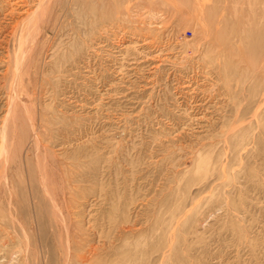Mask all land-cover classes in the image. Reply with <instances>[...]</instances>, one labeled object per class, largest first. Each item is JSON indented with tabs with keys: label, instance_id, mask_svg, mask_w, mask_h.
<instances>
[{
	"label": "rangeland",
	"instance_id": "1",
	"mask_svg": "<svg viewBox=\"0 0 264 264\" xmlns=\"http://www.w3.org/2000/svg\"><path fill=\"white\" fill-rule=\"evenodd\" d=\"M54 1L0 0V264H82L77 256L96 247L100 254L91 253L94 261L85 253L91 264H264V75L259 74H264V0H206L208 5L205 0H62L59 6ZM179 15L191 23L184 16L186 24L179 22ZM208 16L223 33L215 24L220 34L209 31L215 26L209 28ZM200 26L211 33L209 43ZM198 37L204 38L201 43ZM191 40L197 44L189 45ZM206 49L220 52L223 60ZM17 55L25 56L18 74L12 68ZM230 60L235 71L228 70ZM223 63L229 66L228 71L222 66L224 73ZM245 64L259 66L258 72ZM245 68L251 76L243 78ZM217 71L228 79H219ZM240 92V101L230 96ZM10 96H17L15 103ZM14 117L18 124L22 120L17 124L22 134L25 127L26 135L32 133L34 120L37 124L40 156L46 155L48 176L59 184L51 186L62 188L57 203L63 215L49 210L39 181L36 196L27 191L26 162L36 168L37 158L27 142L23 150L16 148V136L20 143L29 138L7 130H19ZM11 136L12 147L20 148L19 160L14 148L11 154L16 159L10 175L18 183L13 201L20 209L14 223L1 183L2 145L10 144ZM53 219L65 227L52 226ZM61 243L69 244L65 250L71 256H62Z\"/></svg>",
	"mask_w": 264,
	"mask_h": 264
},
{
	"label": "bare ground",
	"instance_id": "2",
	"mask_svg": "<svg viewBox=\"0 0 264 264\" xmlns=\"http://www.w3.org/2000/svg\"><path fill=\"white\" fill-rule=\"evenodd\" d=\"M50 1H51V0H50ZM55 1H57V3L60 2V3L58 4V6H59V5L61 4V2H62V0H55ZM55 1H54V3H55ZM69 1H71V0H69ZM194 1L196 2V0H194ZM194 1H193V2H194ZM199 1H203V0H199ZM199 1H198V2H199ZM235 1H236V0H235ZM188 2H189V1H188ZM188 2H187V3H188ZM193 2H192V3H193ZM205 2H207V1L205 0ZM205 2L203 1V3H205ZM50 3H51V2H50ZM57 3H56V4H57ZM182 3H183V1H182V2H179V4H182ZM184 3H185V2H184ZM196 3H197V2H196ZM196 3H195V5H198V4H199V7H200V3H201V2H199L198 4H196ZM236 3H238V2H235L234 4H236ZM39 4H40V3H39ZM48 4H49V2L47 3V1H46V2H45V5H48ZM177 4H178V3H177ZM188 4H189V3H188ZM206 4L208 5V2H207ZM49 5H50V4H49ZM61 5H62V4H61ZM182 5H183V4H182ZM182 5H179V6H182ZM204 5H205V4H204ZM207 5H206V6H203V7H206V8L211 9V8L208 7ZM236 5L238 6V4H236ZM236 5H235V6H236ZM53 6H55V5H53ZM179 6H178V8H177L178 10L181 8V7L179 8ZM183 6H184V5H183ZM201 6H202V5H201ZM235 6H234V7H235ZM237 6H236L235 8H238ZM176 7H177V6H176ZM176 7H175V8H176ZM184 7H185V6H184ZM187 7H188V6H187ZM191 7H192V8H196V9L193 10V12H194V11H196V12L199 11V9H197L198 6L195 7L194 4H193V6H191ZM221 7H223V6H221ZM51 8H52V7H51ZM59 8H60V7H59ZM175 8H174V9H175ZM200 8H201V7H200ZM218 8H219V7H218ZM223 8H224V7H223ZM235 8H234V9H235ZM177 9H175V10H177ZM185 9H186V7H185ZM202 9H204V8H202ZM214 9H215V7L213 8V12H215ZM226 9H228V8H225V10H226ZM47 10H48V9H47ZM53 10H54V7H53ZM57 10H58V9H57ZM57 10H56V11H57ZM181 10H183V7H182V9H180V12H179V13H176V14H181ZM187 10H188V9H187ZM187 10H186V11H187ZM245 10H246V9H245ZM10 11H11V10H10ZM56 11H55V12H56ZM184 11H185V10H184ZM189 11H190V9H189ZM205 11H208V10L205 9ZM205 11H204V13H205ZM218 11H219V10H218ZM218 11H216V12H218ZM235 11H237V10H235ZM49 12H50V11L48 10L47 13H49ZM174 12H175V11H174ZM176 12H177V11H176ZM196 12H195V13H196ZM239 12H240V11H238V13H239ZM245 12H247V11H245ZM253 12H254V11H253ZM261 12H263V11H261ZM43 13H44V12H43ZM57 13H58V12H56V14H57ZM185 13H187V12H185ZM195 13H192V15L195 14ZM198 13L200 14V12H198ZM198 13H197V14H198ZM202 13H203V12H202ZM209 13H211V11H210ZM223 13H226V11H224V9H223ZM223 13H222V15H223ZM228 13H230V16H229V17H232V16L234 15L235 12H233V10H232V11L229 10ZM231 13H233V15H232ZM240 13H241V12H240ZM240 13H239V15H241V14L243 13V10H242V13H241V14H240ZM176 14H175V15H176ZM183 14H184V13H183ZM197 14H196V15H197ZM199 14H198V15H199ZM212 14H214V13H212ZM212 14H210V15H212ZM219 14H220V13H219ZM254 14L257 15L256 13H254ZM263 14H264V12H263ZM46 15H47V14H46V12H45V16H46ZM186 15L190 16L189 18H191L190 13H189V14H186ZM186 15H185V16L183 15L184 17L181 15L184 19L179 15L180 18H181V19H180L181 21H180V20H178V21L181 22V23H182V21L185 20V19H186L185 22H187V23H188L189 21H191V20H189V21L187 20V19H188V16L186 17ZM231 15H232V16H231ZM255 15H254V16H255ZM202 16H203V18H204V16H207V14H206V15L204 14V15H202ZM224 16H226V14H225ZM236 16H237V15H236ZM244 16H245V14H244ZM244 16H243V17H244ZM260 16H261V15H260ZM47 17H48V15H47ZM47 17H46V19H47ZM185 17H186V18H185ZM192 17L194 18L195 15H193ZM212 17H215V15L212 16ZM218 17L221 18V16H219V15L217 16V18H218ZM222 17H223V16H222ZM233 17H234V16H233ZM233 17H232V19H233ZM243 17H242V18H243ZM52 18H54V17H52ZM57 18H59V16H58ZM196 18H197V17H196ZM199 18H201V17H199ZM208 18H211V16H208ZM242 18L239 16V19H242ZM250 18H251V17H250ZM2 19H4V18H2ZM44 19H45V18H44ZM176 19H178V18H176ZM182 19H183V20H182ZM212 19H213V18H211L210 20H212ZM215 19H216V18H215ZM236 19H237V18H236ZM239 19H237L236 22H237V21H238V22H241V21H239ZM245 19H246V17L243 18V22H244V23H245V21H246ZM252 19H253V18H252ZM252 19H251V20H252ZM254 19H255V18H254ZM49 20H50V19H49ZM196 20H197V19H196ZM198 20H199V19H198ZM201 20H203V19L201 18ZM208 20H209V19H208ZM208 20L205 21V22L207 23ZM216 20H217V19H216ZM216 20H215V21H216ZM218 20H219V19H218ZM218 20H217V21H218ZM230 20H231V18H229V21H230ZM249 20H250V19H249ZM56 21H57V19H56ZM193 21H195V18L192 20V24H193ZM199 21H200V20H199ZM199 21H196V22H199ZM203 21H204V20H203ZM212 21L214 22V19H213ZM219 21H220V20H219ZM221 21H223V20H221ZM234 21H235V19L233 20V23H231V24H234ZM247 21H248V19H247ZM253 21H254V20H253ZM8 22H9V21H8ZM179 22H178V23H179ZM183 22H184V21H183ZM185 22H184V23H185ZM200 22H201V21H200ZM200 22H199V23H200ZM213 22H212V24H211L210 21H209V23H210V25H211V26H209V24H208L209 28L212 27V25L215 24V22H214V23H213ZM225 22H226V21H225ZM231 22H232V21H231ZM236 22H235V23H236ZM248 22H249V21H248ZM248 22H247V23H248ZM49 23H50V21H49ZM53 23H54V21H53ZM58 23H59V22H58ZM178 23H177V24H178ZM189 23H191V22H189ZM189 23H188V24H189ZM194 23H195V22H194ZM199 23H198V24H199ZM218 23H219V22H218ZM249 23H251V21H250ZM254 23H255V22H254ZM185 24H186V23H185ZM200 24H201V23H200ZM222 24H223V23H222ZM242 24H243V23H242ZM242 24H241V25H242ZM245 24H246V23H245ZM45 25L47 26L48 23L45 24ZM45 25H44V27H46ZM49 25H50V24H49ZM195 25H197V24H195ZM204 25H205V24H204ZM215 25H216V24H215ZM215 25H214V26H215ZM219 25H221V22H220ZM237 25H238V27L241 26V25H239V24H237ZM237 25H236V26H237ZM252 25H256V24H253V23H252ZM178 26H181L180 23H179ZM201 26H202V25H201ZM201 26H200L199 30L202 29V30H200V31L202 32L204 29H203ZM208 26H206V27H208ZM216 26H217V25H216ZM216 26L213 27V29L215 28V32L212 30V28H210L209 31H210L211 33H215V34H216L217 29L220 28V27L218 28V26H217V29H216ZM230 26H231V25H230ZM232 26H233V25H232ZM232 26H231V28H233ZM242 26H243V25H242ZM248 26H249V27H252L251 25H247V26H245V28L248 27ZM258 26H259V25H258ZM13 27H14V26H13ZM50 27H51V25H50ZM50 27H48V28H50ZM57 27H58V26H57ZM183 27H185V26L183 25ZM234 27H235V26H234ZM249 27L246 29L247 31H248V29L250 30ZM4 28H5V27H4ZM145 28H146V27H145ZM185 28H186V27H185ZM185 28H184V29H185ZM193 28H195L194 25H193ZM197 28H198V25H197ZM245 28H244V29H245ZM254 28H256V27H254ZM142 29H144V27H143ZM182 29H183V28H182ZM186 29H187V28H186ZM186 29H185V30H186ZM189 29H192V26L189 27ZM244 29H242L243 32L245 31ZM199 30H198V35H201V34L199 33V32H200ZM207 30H208V29H207ZM224 30H225V28H224ZM231 30H232V29H231ZM231 30H229V31H231ZM238 30H240V28H237V31H238ZM254 30H255V29H254ZM5 31H6V30H5ZM44 31H45V30H44ZM196 31H197V30H196ZM196 31H195V29H194V33H193V31H191V32H192L193 34H197ZM209 31L207 32V33H209V34H207V35L210 36L211 33H210ZM212 31H213V32H212ZM8 32H9V31H8ZM42 32H43V31H42ZM195 32H196V33H195ZM205 32H206V31L204 30V33H203V34L206 36V38L209 37V36L206 35ZM217 32H218V31H217ZM219 32H220V29H219ZM243 32L240 31L241 34H242ZM249 32H250V31H249ZM252 32H253V31H252ZM148 33H149V32H148ZM220 33H223V31L220 32ZM220 33H218V34H216V35L213 34V37L219 35ZM233 33H234V32H233ZM237 33H238V32H237ZM246 33H248V32H246ZM22 34H23V32H22ZM146 34H147V33H146ZM241 34H240V35H241ZM244 34H245V33H244ZM244 34H243V35H244ZM1 35H2V34H1ZM10 35H11V34H10ZM204 35H203L202 37H204ZM214 35H215V36H214ZM222 35H223V34H222ZM227 35H228V34H227ZM232 35H233V34H232ZM232 35L229 36V38H226L225 40H228V39L230 40L231 37H233ZM243 35H242V36H243ZM211 36H212V35H211ZM236 36H237L238 38H240L238 35H236ZM236 36H235V37H236ZM246 36H247V35H246ZM193 37H194V36H193ZM195 37H196V35H195ZM213 37L210 38V41H211V39H212ZM221 37H222V36H221ZM221 37H219V40H220ZM247 37H249V36H247ZM247 37H246V38H247ZM250 37H251V36H250ZM250 37H249L248 39H250ZM8 38H9V37H8ZM200 38H201V37H200ZM200 38H199V37L197 38V39H199V42H200V40L204 39V38H201V39H200ZM206 38L204 39V42H208L207 40H209V39H208V38L206 39ZM216 38H218V37H216ZM251 38H252V37H251ZM253 38H254V37H253ZM3 39H4V38H3ZM3 39H2V40H3ZM184 39H186V38L184 37ZM241 39H242V38H241ZM244 39H245V38H243V42H245ZM24 40L26 41V39H24ZM213 40H216V39L214 38ZM219 40L217 39V41H219ZM222 40H223V39H222ZM229 40H228V41H229ZM234 40H235V39H234ZM250 40H251V39H250ZM250 40H249V41H250ZM259 40H260V39H259ZM0 41H1V40H0ZM25 41H24V42H25ZM184 41H185V40H184ZM188 41H189V40H188ZM230 41H231V40H230ZM230 41H229V42H230ZM240 41H241V40H239L238 43H240ZM246 41H247V40H246ZM249 41H248V43H249ZM5 42H6V41H5ZM136 42H137V41H136ZM221 42H222V41H221ZM243 42H242V43H243ZM185 43L188 44L189 42L186 41ZM192 43H193V42H192V40H191V43H190L189 45H191ZM200 43H201V42H200ZM200 43H198V45H199ZM208 43H209V42H208ZM211 43L213 44L212 41H211ZM219 43H220V41H219L217 44H219ZM223 43H224V42H223ZM234 43H235V42H234ZM248 43H247V44H248ZM5 44H6V43H5ZM23 44H24V43H23ZM193 44H194V43H193ZM195 44H197V42H196ZM195 44H194V45H195ZM212 44H211V45H212ZM214 44H216V42H215ZM214 44H213V45H214ZM252 44H253V43H252ZM198 45H197V47H198ZM207 45H208V44H207ZM220 45H222V43H220ZM253 45L255 46V44H253ZM202 46H203V45H202ZM204 46H206V45H204ZM216 46H217V45H216ZM223 46H224V44L222 45V47H223ZM226 46H227V45H226ZM226 46H225V47H226ZM254 46H252V47L254 48ZM186 47H187V46H186ZM193 47H195V46H193ZM220 47H221V46H220ZM231 47H232V46H231ZM207 48L209 49V48H210V45H208ZM212 48H213V47H212ZM218 48H219V46H218ZM218 48L216 47V50H217ZM226 48H227V47H226ZM234 48H235V47H234ZM234 48H232V49H234ZM262 48H263V47H262ZM262 48H261V49H262ZM19 49L22 50L21 48H19ZM174 49H175V48H174ZM191 49H192V46H191ZM219 49H220V48H219ZM224 49H225V48H224ZM230 49H231V48H230ZM251 49H252V48H251ZM193 50H194V48H193ZM198 50H199V49H198ZM204 50H205V49H204ZM204 50H203V52H205ZM206 50H207V49H206ZM211 50H214V49H210V51H211ZM221 50L223 51V48H221L220 51H221ZM207 51H209V50H207ZM210 51H209V52H210ZM217 51H219V50H217ZM248 51H249V50H248ZM253 51H255V50L253 49ZM253 51H251V52L254 53ZM256 51H257V50H256ZM186 52H187V50H186ZM195 52L197 53V50H196ZM198 52H199V51H198ZM20 53H21V51L18 52L17 54H20ZM22 53H23V50H22ZM22 53H21V54H22ZM191 53H192V52H191ZM205 53H207V52H205ZM205 53H202V56H201L200 53H198V54H200V56H201V58H202V57L205 56ZM210 53L212 54V53H216V52H212V51H211ZM210 53H208L207 56L211 57V56H210V55H211ZM223 53H224V52H223ZM226 53H228V52H226ZM209 54H210V55H209ZM15 55H16V54H15ZM22 55H23V54H22ZM22 55H19V56L17 55L16 58H15L14 63L12 64V68H14V70H15V72H17V74H18V71H19V72L21 71L20 68H21L22 66H24L23 57L25 58V56L22 57ZM194 55H195L196 57L198 56V55L195 54V53H194ZM212 55H213V54H212ZM216 55H218V54H216ZM216 55L214 54V55L212 56V58H213L214 56H216ZM219 55H220V52H219ZM219 55H218V56H219ZM221 55H222V53H221ZM223 55H224V54H223ZM241 55H242V54H241ZM241 55H239L238 57H240ZM246 55H247V54H246ZM246 55H245V57H246ZM225 56H226V55H224L223 58H224ZM233 56H234V57H232V58H235V57H236V55H233ZM198 57H199V56H198ZM198 57H197V59H198ZM209 57H208V58H209ZM219 57L221 58L222 56H219ZM199 58H200V57H199ZM205 58H206V57L203 58L204 61L206 60ZM215 58L218 59L217 56H216ZM240 58H241V57H240ZM221 59H222V58H221ZM221 59H219V60H221ZM226 59H227V58H226ZM211 60H213V59H211ZM215 60H216V59H215ZM222 60H223V59H222ZM231 60H232V59H231ZM231 60L229 61V63H228V61H227V62H226V61H223V62H226L225 64L228 63V64L230 65V64H231V63H230ZM239 60H240V59H239ZM243 60H244V59H243ZM257 60H258V59H257ZM257 60H256V61H257ZM197 61H198V60H197ZM199 61H200V60H199ZM199 61H198V62H199ZM209 61H210V60H209ZM209 61H208V63H209ZM245 61H249V60L246 59ZM256 61H255V62H256ZM200 62L202 63L203 61L201 60ZM200 62H199V63H200ZM255 62H253L254 65H255ZM261 62H262V60H261ZM11 63H12V62H11ZM201 63H200V64H201ZM203 63L205 64V63H207V62H203ZM214 63H215V65H214V66H211V65L213 64V62L211 61V65H209V66L212 67V70H213V71H214L213 67L218 66V64L216 65V62H215V61H214ZM218 63H219V62H218ZM237 63H238V62H237ZM246 63H247V62H246ZM259 63H260V61H259ZM259 63H258L257 65H259ZM263 63H264V61H263ZM263 63H262V65H263ZM209 64H210V63H209ZM240 64H242V63H240ZM240 64H239V65H240ZM248 64L251 65V62L248 63ZM253 64H252V65H253ZM220 65H221V68H222V66H225L224 63H223V65H222V64H220ZM231 65H232V64H231ZM246 65H247V64H245V67H246ZM250 65H249L248 68H247V67H246V68H247V69L252 68V69L255 70L256 72H258L257 70H258L259 66H258V68L256 67V68H257V69H256L255 66H257V65H255L254 67H250ZM252 65H251V66H252ZM209 66H208V64H207V67H209ZM236 66H237V64H236ZM236 66H235V69H236ZM204 67H205V65H204ZM226 67H227V68H226ZM228 67H229V66H227V65L224 67V68H226V71L231 70V69L234 70V66H233V65L230 66V67H231L230 69H228ZM232 67H233V68H232ZM237 67H238V66H237ZM263 67H264V66H262V68H263ZM215 68H217V67H215ZM246 68H245V73H244V72H243V73L241 72L242 74L239 73L240 76H241V75L243 76V78H244L245 74L248 72ZM254 68H255V69H254ZM22 69H23V68H22ZM227 69H228V70H227ZM263 69H264V68H263ZM215 70H217V69H215ZM237 70H239V69H236V71H237ZM241 70H243L242 67H241ZM249 70H250V69H249ZM204 71H205V70H204ZM213 71H212V72H213ZM218 71H220V70H218ZM218 71H217V73H218ZM234 71H235V70H234ZM243 71H244V70H243ZM260 71H262V70H260ZM15 72H14V73H15ZM214 72H215V71H214ZM221 72H223V68H222V71H221ZM224 72H225V71H224ZM224 72H223V73H224ZM256 72H255V73H256ZM215 73H216V72H215ZM226 73H227V72H226ZM235 73H236V72H235ZM251 73L253 74V71H252ZM255 73H254V74H255ZM262 73H263V72H262ZM262 73H259V74H261V75L263 76L264 74H262ZM210 74H211V73H210ZM218 74H219V75H218V77H219V76L221 75V73H218ZM239 74H238V73H237V75L235 74L234 79L239 78V77H236V76H239ZM254 74H253V75H254ZM206 75H208V74H206ZM215 75H217V74H214V76H215ZM233 75H234V72H233ZM233 75H232V76H233ZM17 76H18V75H17ZM209 76H210V75H209ZM214 76H213V77H214ZM221 76H224V77H221ZM221 76L219 77V79H220V78L228 79V77L225 78L227 75H221ZM228 76H229V75H228ZM242 76H241V77H242ZM247 76L249 77V76H251V75H249V74L247 73ZM18 77H19V76H18ZM18 77H17V78H18ZM211 77H212V76H211ZM213 77H212V78H213ZM215 77H216V76H215ZM218 77H217V78H218ZM235 77H236V78H235ZM241 77H240V78H241ZM245 77H246V76H245ZM230 78L233 79V77H230ZM230 78H229V79H230ZM243 78H242L241 80L244 81ZM185 79H186V78H185ZM219 79H217V80H219ZM247 79H248V78H247ZM247 79H246V80H247ZM263 79H264V78H263ZM217 80L215 79V81H217ZM252 80H253V78H251V81H252ZM13 81H14V80H13ZM15 81H16V80H15ZM222 81H224V80H222ZM17 82H18V81H17ZM190 82H191V81H190ZM219 82H220V81H219ZM228 82H229V81H228ZM230 82H232V80H231ZM245 82H246V81H245ZM247 82H248V80H247ZM247 82H246V83H247ZM249 82H250V79H249ZM252 82H253V81H252ZM263 82H264V80H263ZM263 82H261V84H262ZM15 83H16V82H14L13 84H15ZM214 83H215V82H214ZM221 83L223 84V82H221ZM256 83H257V82H256ZM256 83H255V84H256ZM16 84H17V83H16ZM219 84H220V83H219ZM222 84H221V85H222ZM224 84H225V82H224ZM224 84H223V86H224ZM228 84H229V83H228ZM231 84H233V83H231ZM231 84H230V85H231ZM252 84H253V83H252ZM188 85H189V84H188ZM221 85H220V87H222ZM226 85H227V84H226ZM250 85H251V84H250ZM253 85H254V84H253ZM263 85H264V84H263ZM184 86H185V85H184ZM213 86H215V85H213ZM227 86H228V85H227ZM227 86L225 87V89H227ZM232 86H233V85H232ZM259 86H260V83H259ZM261 86H262V85H261ZM261 86H260V87H261ZM14 87H15V86H14ZM188 87H189V86H188ZM190 87H191V86H190ZM217 87H218V85L215 86V88H217ZM230 87H231V86H230ZM235 87H237V86H235ZM263 87H264V86H263ZM193 88H194V87H193ZM213 88H214V87H213ZM213 88H211V89H213ZM222 88H223V87H222ZM258 88H259V87H258ZM12 89H14V88L12 87ZM218 89H219V88H218ZM228 89H229V88H228ZM228 89H227V90H228ZM232 89L237 90V89H235V88H233V87H232ZM242 89H243V87H242ZM242 89H240V90L242 91ZM247 89H248V87H247ZM261 89H263V88H261ZM261 89H260V90H261ZM17 90H18V89H17ZM194 90H195V89H194ZM206 90H207V89H206ZM229 90H230V89H229ZM240 90H239V91H240ZM263 90H264V89H263ZM12 91H13V90H12ZM231 91H232V90H231ZM244 91H245V90H244ZM255 91H257V90H255ZM255 91H254V93H255ZM13 92H14V91H13ZM232 92H233V94L237 93V92H235V91H232ZM232 92L229 91V93H232ZM258 92H259V91H258ZM260 92H261V91H260ZM260 92H259V93H260ZM11 93H12V92H11ZM225 93H226V91H225ZM241 93H242V92H240V93H239L240 95H237V96H232L233 94L230 95V96H231V97H234V98L240 96V97H238V99H239V98H241V97L243 96ZM261 93H263V92H261ZM14 94H15V93H14ZM14 94H12V96H14ZM199 94H200V93H199ZM227 95H229V94H227ZM12 96H10V97H12ZM25 96H26V95H25ZM25 96H24V97H25ZM247 96H248V95H247ZM16 97H17V96H16ZM16 97H14V98L12 97V98H13L12 101H13L14 103L16 102V101H15V98H16ZM244 98H245V96H244ZM246 98H247V97H246ZM21 99H22V98H21ZM235 99H236V98H235ZM9 100H10V99H9ZM241 100H242V99H241ZM244 100H245V99H244ZM10 101H11V100H10ZM22 101H23V100H22ZM25 101H27V100H25ZM25 101H23V102H25ZM188 101H189V100H188ZM237 101H238V100H237ZM239 101H240V99H239ZM260 102H262V101H260ZM260 102H259V103H260ZM239 103H240V102H239ZM262 103H263V102H262ZM260 104H261V103H260ZM263 104H264V103H263ZM238 105H239V104H238ZM11 106H12V107H15V106L13 105V103H12ZM239 106H240V105H239ZM237 107H238V106H237ZM258 108H259V107H258ZM261 108H262V104H261L260 109H261ZM238 109H239V108H238ZM11 111H12V109H11ZM256 111H257V109H256ZM192 112H193V111H192ZM239 112H240V110H239ZM257 112H258V111H257ZM257 112H256V114H257ZM256 114H255V115H256ZM15 117H16V116H15ZM15 117L13 118V120L17 118V117L15 118ZM18 117H19V116H18ZM200 117H201V116H200ZM17 119H18V118H17ZM17 119H16V121H15V122H16V125H14V128H16L19 124H23V123H22V120H21L20 122L18 121V122H19V124H18V123H17ZM20 119H21V118H20ZM200 119H201V118H200ZM10 121H11V120H10ZM8 122H9V121H8ZM8 122L6 121L7 124H8ZM11 122H12V121H11ZM15 122H14V123H15ZM37 122H38V121H36V123H37ZM196 122H197V121H196ZM6 123H5V125H7ZM17 124H18V125H17ZM5 125H4V126H5ZM10 125H13V124H10V122H9L8 126H10ZM231 126H232V125H231ZM5 127H6V129L8 128L7 126H5ZM10 127H11V126H10ZM12 127H13V126H12ZM12 127H11V128H12ZM23 127H25V126H23ZM3 128H4V127H3ZM37 128H38V127H37V124H35V120H34V123L32 122V127H31L32 133H31V134L28 133V135H26V132H27V131L25 132V131L23 130V129H26V127H25V128H22V131H23L24 136H20V137H25V136H27V137L29 138L28 140L26 139V140L24 141L25 143H23V139H24V138H21L22 141H21V143H20V142L18 141L19 138H18V136H16V133H15V136L18 138V139L16 138V140H17V142H16V143H17V145H16L17 147H16V148H18L20 145H21V146H20V148H21V147H22L23 145H25L26 142H27V144H26V145H27V151H29V150L32 151L33 154L36 155V158H37V162H36L37 165H36V168H35V165H34V168L37 170V173H38V174L36 173V175H35V171H34L35 169L32 167V165H30L29 161L26 162V163H27V165H26L27 168H25V169H26V173H27V174H26V175H27V177H26V178H27V179H26L27 182H26V183H28V184H27L28 187H26V188H27V191L30 192V194H32V196H36V194H37L36 192H38V191H36V189H35V188H36V187H35V184H36L37 181H39V183H38V182H37V183L39 184V187L41 186V189H40V190H41V192H42V195H40V196H42V198H43L44 196H46L47 198H49V201L52 203V204H51V203H50V204L48 203V205H47V206L52 205V206H49V210H50V208L53 207V209H52L53 212H52V213H54L56 216H60L61 213H62V215H63V212H62V204L59 205V204L61 203V201L57 199V196H58L57 194H58V190H59V189L57 190V188H56L57 191H55V190H54L55 188H53V187L51 186L52 183H53V181L55 180V178L53 177L54 180L51 181V180H50V176H48L52 171L48 174V172H47V171H48V170H47V163H45V161H44L45 159H44V158H43L44 160L42 159V157H45L46 155L44 154V156H43V155H42V157L40 156V154H41L42 152L40 153V149H41V148H40L41 146H39L40 136H39V131H38L39 129L37 130ZM240 128H241V127H239V129H240ZM4 129H5V128H4ZM6 129H5V131L9 130L10 132L12 131L13 133H14V131H16V132L18 131V135L21 133V132H19L21 128L19 129L18 127H17V129H19V130H15V129H14V130H13V129H7V130H6ZM231 129H232V131H233V128H231ZM236 129H237V128H236ZM26 130H27V129H26ZM9 131H7V132H8L7 137H8V135H9V133H10ZM7 132H4V133L6 134ZM12 132H11L10 134L13 135ZM28 132H29V131H28ZM234 132H235V131H234ZM236 132L238 133V130H236ZM239 132H240V131H239ZM231 133H232V132H231ZM23 134L21 133L20 135H23ZM232 134H233V133H232ZM234 134H236V133H234ZM29 135H32V136H29ZM4 136H5V135H4ZM27 137H26V138H27ZM8 138H9V137H8ZM10 138H11V139L9 140V141H11L10 144L6 143V141H5L4 145H2V146L4 147V149H5V150H3V151H5V155H3L4 157H3V161H2V163H1L2 166H3V169H2V170H4V173H3V177H4V178H3V181H4V179H5V181H4V182H1V183L4 184V191H3L4 193H2V194L4 195V200H5V197H6V200H7V205H8V207H9L10 219L14 220V221L12 222V223H14L16 217H17L18 215H20V214H18V212L20 213V211H19L20 209L18 210L17 207H16V204H18V203H17L18 201H17V200H16V201H15V200L13 201V198H14V196L16 195L15 192H14V189H13V188H14V186H16L14 183H17V180L15 181V177H13L12 175H10V173H11V169L13 168V165H14L13 160H15L16 157H15V159H13V158L11 157V154L13 153L12 149L14 148L13 150H15V147H12V144H13L12 139H13L14 137L11 136ZM2 139H3V138H2ZM5 140H8V139H6V137H5ZM14 140H15V139H14ZM16 140H15V141H16ZM3 141H4V140H3ZM3 141H2V142H3ZM18 142H19V143H18ZM16 143H15V144H16ZM18 144H19V145H18ZM0 145H1V144H0ZM26 145H25V147H26ZM20 148H19V150L17 149V150L14 151V155H15V152H16V151H18V152L16 153V155L20 152ZM23 148H24V147H22L21 149L23 150ZM25 151H26V149H25ZM21 152H22V151H21ZM23 152H24V151H23ZM44 152H45V151H44ZM48 153H49V152H48ZM26 155H27L26 153H25V155L22 154V156H26ZM29 155H30V153H29ZM17 156H18V155H17ZM20 156H21V154H20ZM12 159H13V160H12ZM17 159H18V160L20 159L19 156H18ZM25 159L27 160L28 157L26 156ZM21 160L24 161L23 158H21ZM26 160H25V161H26ZM46 160H47V159H46ZM30 162H31V161H30ZM46 162H47V161H46ZM16 163H17V162H16ZM18 163H19V162H18ZM22 163L24 164V162H22ZM22 163H20V164H22ZM24 165H25V164H24ZM0 166H1V165H0ZM26 166H25V167H26ZM209 167H210V166H209ZM25 169H24V174H25ZM48 169H49V164H48ZM199 169H200V168H199ZM49 171H50V170H49ZM22 172H23V171H22ZM0 173H1V172H0ZM53 174H54V173H53ZM15 175H16V174H15ZM21 175H22V174H21ZM26 175H25V176H26ZM1 176H2V173H1ZM28 176H29V177H28ZM37 176H38V177H37ZM21 177H22V176H21ZM21 177H20V178H21ZM23 177H24V176H23ZM51 177H52V176H51ZM16 178H19V177L16 176ZM51 179H52V178H51ZM36 180H37V181H36ZM50 181H51V184H50ZM20 182H21V181H20ZM54 183L56 184L55 181H54ZM54 183H53V184H54ZM3 184H2V187H3ZM17 185H18V183H17ZM0 186H1V185H0ZM54 186H55V187H59V184H58V186H57V184L54 185ZM61 187H62V185H61ZM15 188H16V187H15ZM17 190H19V189H17ZM23 190H24V189H23ZM61 190H62V188H61ZM61 190H59L60 193H62ZM24 192H25V191H24ZM24 192H23V193H24ZM39 192H40V191H39ZM63 192H64V191H63ZM16 193H19V192L17 191ZM26 193H27V192H26ZM64 193H65V192H64ZM64 193H63L62 195H64ZM43 195H44V196H43ZM1 196H2V195H1ZM29 196H31V195H29ZM32 196H31V197H32ZM31 197H29V198H31ZM58 197H60V196H58ZM27 198H28V195H27ZM38 198H39V197H38ZM63 198H65V197H63ZM32 199H34V198H32ZM32 199H30V200H32ZM0 200H2V199L0 198ZM6 200H5L4 202H6ZM57 200L60 201V203H57ZM42 201H43V199H42ZM42 201H41V202H42ZM62 201H63V200H62ZM64 201H65V200H64ZM46 202H48V201L46 200ZM46 202L44 201L43 204L46 205V204H47ZM0 203H1V202H0ZM45 203H46V204H45ZM4 204H5V203H4ZM64 204H65V202H64ZM4 206H5V205H4ZM63 206H64V205H63ZM67 206H68V205H67ZM1 207H3V206H0V208H1ZM6 207H7V206H6ZM65 207H66V205H65ZM65 207H64V208H65ZM68 207H69V206H68ZM18 208H20V206H18ZM43 208L45 209V207H43ZM66 208H67V207H66ZM2 209L4 210V208H2ZM5 209H7V208H5ZM46 209H47V208H46ZM46 209H45V210H46ZM47 210H48V209H47ZM49 210L47 211V213L49 212ZM66 210H67V209H66ZM4 211H5V210H4ZM50 211H51V210H50ZM64 212H65V211H64ZM49 213H51V212H49ZM0 214H1V213H0ZM67 214H69V213H67ZM49 215H50V214H49ZM51 215H52V214H51ZM51 215H50V216H51ZM55 215H54V216H55ZM64 215H65V214H64ZM69 215H71V214H69ZM0 216H1V215H0ZM7 216H8V213H7ZM47 217H48V216H47ZM71 217H72V216H70V218H71ZM8 218H9V217H8ZM53 218H54V217H53ZM62 218H63V217H62ZM65 218H66V215L64 216L63 219H65ZM2 219H4V218H2ZM5 219H7V218H5ZM5 219L2 220V221H6ZM63 219H62V221H63ZM7 220H9V219H7ZM19 220H20V219H18L17 222H19ZM21 220H22V219H21ZM54 220H55V219L51 220V223H52V221L55 223L56 221H54ZM59 220H60V219H59ZM10 222H11V220H10ZM22 222H24V221L22 220ZM20 223H21V221H20ZM59 223H60V222H59ZM66 223H67V221H66ZM52 224H53V223H52ZM60 224H61V223H60ZM69 224H70V223H69ZM69 224H68V227H69ZM0 225H1V223H0ZM14 225H15V224H14ZM16 225H18V224L16 223ZM22 225H23V223H21V226H20V227H22ZM54 225L59 226V228L61 227L60 225H58V223H57V224L55 223V224H53L52 226H54ZM62 225H63V224H62ZM66 225H67V224H66ZM70 225H71V224H70ZM2 226H3V225H2ZM18 227H19V226H18ZM25 227H27L26 223H25V225H23V227H22L23 230L26 229ZM64 227H65V226L63 225V227H61V228H64ZM15 228H17V227H15ZM55 228H56V226H55ZM61 228H60V229H61ZM18 229H19V228H18ZM67 229H68V231H69V228H67ZM20 230H21V229H20ZM23 230H22V232H23ZM65 230H66V228H65ZM66 231H67V230H66ZM21 234H22V233H21ZM23 234H25V233H23ZM26 235H27V233H26ZM68 236H69V235H68ZM82 237H83V236H82ZM24 238H26V237H24ZM77 239H78V238H77ZM67 240H68V239H67ZM69 240H70V239H69ZM28 241H29V239H28ZM79 241H80V240H79ZM70 243H72V241H71ZM61 244L63 245V248H62V249H64V251H66V252H64L65 254L63 253L64 255L62 254V256H65V255L68 254L67 251L69 250V249H68V250H65V249L69 248V246H68L67 248H65V247L67 246L68 243H67V244H63V243H61ZM26 245H27V244H26ZM68 245H69V244H68ZM75 246H76V245H75ZM77 246H78V244H77ZM61 247H62V246H61ZM72 247H73V246H72ZM82 247H83V246L81 245V249H82ZM77 248H78V247H77ZM70 249H71V247H70ZM88 249H89V248H88ZM93 249H95V248H93ZM93 249L91 248V250H92L91 253H92V254H94V253H96V255H97V254H98V255L100 254V253H98V250H97L98 248H97V247H96V250H94V252H93ZM61 251H62V250H61ZM70 251H71V250H70ZM74 251H75V250H73V253H74ZM76 251H77V250H76ZM76 251H75L74 254H76ZM81 251L83 252V249L80 250V252H81ZM84 251H85L84 253H81V255H83V254H84V255H83L81 258H79L80 256L78 255L79 257L77 256V259L82 260V261H81L82 264H83V262H85L86 260H89V261H86V262H87V263L89 262V264H91L90 259L92 258V254H91L90 252H86L87 249L84 250ZM88 251H90V250H88ZM95 251H96V252H95ZM80 252L78 251V253H80ZM85 253H89V254H91V256H90L89 254H85ZM69 254H70V252H69ZM69 254H68V255H69ZM71 255H72V254H71ZM71 255H69V256H71ZM86 255H89L91 258L89 257L90 259H89V258H88V259H86V258L84 259V257H85ZM98 255H97V256H98ZM93 256H94V255H93ZM97 256H96V257H97ZM67 257H68V256H67ZM67 257H66V258H67ZM86 257H88V256H86ZM96 257H95V259H96ZM98 257H99V256H98ZM63 258L65 259V257H63ZM75 258H76V257H75ZM77 259H75V261H76ZM95 259H94V260H95ZM97 259H98V258H97ZM62 260H63V259H62ZM94 260H93V258H92V261H94ZM64 261L66 262V260H64ZM67 261L69 262V260H67ZM73 262H74V261H73ZM78 263H79V261H78ZM84 264H86V263H84ZM100 264H102V262H101ZM108 264H109V262H108ZM110 264H112V263H110Z\"/></svg>",
	"mask_w": 264,
	"mask_h": 264
}]
</instances>
